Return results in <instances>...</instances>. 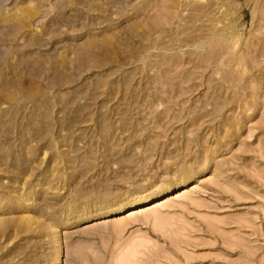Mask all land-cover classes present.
Returning a JSON list of instances; mask_svg holds the SVG:
<instances>
[{
    "label": "rangeland",
    "instance_id": "1",
    "mask_svg": "<svg viewBox=\"0 0 264 264\" xmlns=\"http://www.w3.org/2000/svg\"><path fill=\"white\" fill-rule=\"evenodd\" d=\"M0 264H264V0H0Z\"/></svg>",
    "mask_w": 264,
    "mask_h": 264
}]
</instances>
